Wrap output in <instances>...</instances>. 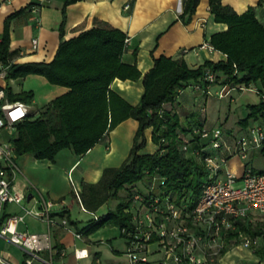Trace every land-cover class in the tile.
Here are the masks:
<instances>
[{
	"label": "crops",
	"instance_id": "obj_1",
	"mask_svg": "<svg viewBox=\"0 0 264 264\" xmlns=\"http://www.w3.org/2000/svg\"><path fill=\"white\" fill-rule=\"evenodd\" d=\"M64 1L0 0V42L5 20L10 15H15L7 30L8 52L11 53L10 60L13 64L49 63L60 42L85 30L107 24L125 34L126 43L121 62L134 64L140 73V78L134 81L115 78L109 87L135 107L144 92L143 77L159 57L182 60L190 69H196L206 61L213 64L226 61V56L222 53L200 48L203 42L209 43L212 34L226 29L225 25L214 22L209 13L208 0H198L195 12L187 23L180 19L183 0H78L66 5ZM261 1L221 0L223 5H228L238 14H242L249 6H257L259 2L256 14L264 22ZM32 39L38 42L35 50L31 47ZM0 87L9 88L15 95L31 92L32 98L27 105L35 114L67 92L66 88L52 85L44 77L35 74L8 81L0 79ZM188 90L190 91L187 93ZM205 100L206 97L200 91L189 86L182 87L176 99L164 104L163 108L177 116L179 128L183 129L190 127L201 117L199 111ZM239 127V124L235 127L237 131ZM137 128L138 122L127 118L106 132L100 141L82 155H76L70 148L58 151L50 161L36 159L30 154L16 155L14 186L25 193L26 206L37 207V201L51 202V215L55 218L65 217L70 223L68 229L60 226L50 229L54 250H64L65 255L61 257L55 254L49 259L47 252H41L32 264H127L124 256L126 242L117 226H102L95 232L82 233L87 225L95 221V217H104L114 210L121 199H110L97 209L89 211L82 205L81 196L84 185L96 184L102 178L104 170L117 169L125 162L133 146ZM143 134L145 145L137 154L155 153L157 145L151 141L152 128L145 129ZM242 165L234 157L230 162L231 170L237 174L241 172ZM70 181L78 191L80 203L75 198ZM120 196L118 193L119 198ZM18 213L19 206L7 204L0 219L2 221L7 216ZM18 228L32 233L47 231L43 222L30 216H26L24 223ZM74 232L81 234V237L75 238ZM75 249L85 250L87 256L76 259L73 254ZM26 258L27 253L22 248L9 243L0 235V259L11 264H24ZM248 263L264 264V260H258L251 250L240 245L228 250L219 262Z\"/></svg>",
	"mask_w": 264,
	"mask_h": 264
},
{
	"label": "trees",
	"instance_id": "obj_2",
	"mask_svg": "<svg viewBox=\"0 0 264 264\" xmlns=\"http://www.w3.org/2000/svg\"><path fill=\"white\" fill-rule=\"evenodd\" d=\"M76 1L65 0L64 5ZM197 5L198 0H183L182 22L190 21ZM257 7L259 2L238 14L228 5H223L221 0H208L214 22L226 26L225 30L210 36L209 45L225 55L226 61L214 64L206 61L196 69H190L182 60L159 57L143 77L144 92L135 107L109 87L115 78L133 81L140 78L134 64L121 62L124 33L107 24L99 25L60 42L49 63L17 65L10 60L7 34L10 20L15 15L7 17L0 42V63L7 66L5 81L35 74L52 85L67 89L43 111L37 114L30 112L25 121L16 125L13 139L16 155L30 154L36 159L50 161L63 148L82 155L123 120L133 118L138 122L128 158L119 168L104 170L96 184L84 185L81 201L85 209L93 211L110 199L117 200L121 190L125 195L114 210L87 225L82 233L95 232L102 226L128 227V214L124 209L129 191L137 183L145 182L150 175L164 176V189L171 191L177 200H193L199 196L205 171L195 158L181 150V146L206 144V140L191 130L200 123L201 117L190 127L180 129L174 113L164 111L160 117L158 112L164 104L176 99L182 87L203 83V72L207 68H211L221 84L231 82L247 86L258 83L257 94L260 98L264 96V22L257 17ZM234 72L236 75L232 76ZM5 90L10 100H21L26 105L30 103L31 92L15 95L9 88ZM262 108L264 103L261 99L258 105L250 106L247 118L238 122L239 128L245 129ZM147 128H152L151 141L159 149L152 154L138 155L137 152L145 145L143 132ZM160 149L164 152L161 153ZM258 153L264 158V143ZM239 235L250 239L262 236L264 224L237 221L234 230L224 237L222 256L239 245ZM253 254L258 260H264V246L255 249Z\"/></svg>",
	"mask_w": 264,
	"mask_h": 264
},
{
	"label": "built area",
	"instance_id": "obj_3",
	"mask_svg": "<svg viewBox=\"0 0 264 264\" xmlns=\"http://www.w3.org/2000/svg\"><path fill=\"white\" fill-rule=\"evenodd\" d=\"M126 43V40H125ZM36 39L31 47L37 49ZM201 49L211 50L208 42ZM7 66L0 63V79L5 80ZM202 82L189 86L207 97L210 86L218 85L219 98L234 90L253 89L244 84H221L216 74L207 68ZM236 72L232 76H235ZM257 92V91H256ZM5 88L0 87V218L7 204L19 206L20 213L0 219V235L27 253L24 264H32L39 253L47 252L49 259L55 254L63 257L64 250L55 251L50 229L60 226L68 229L65 217L51 215V202L37 201V207H27L26 195L14 186L17 172L16 153L13 145L16 125L25 121L30 114L28 105L9 99ZM264 103V96H261ZM163 106L158 112H164ZM200 123L192 127V133L206 144L193 147L183 144L181 150L203 167L206 177L200 194L195 199H179L165 190L166 179L157 174L150 175L145 182L134 185L126 199L124 212L128 214V227L120 232L125 239L124 252L127 264H218L222 257L224 237L235 228L237 221L254 223L264 218V172L253 170L250 155L258 153L264 143V108L250 120L245 129L235 134L220 127H205L204 106L200 109ZM14 131V134L12 133ZM2 132L9 141L2 140ZM160 142L163 144V140ZM159 147L157 148V150ZM164 152V149H160ZM239 159L243 165L239 174L230 168V162ZM71 182V181H70ZM75 198L80 203L77 189L71 182ZM81 209L83 207L80 205ZM30 216L47 226L44 233H32L18 226ZM98 218L95 217V220ZM75 238L81 234L74 232ZM239 245L252 252L264 246V235L248 238L239 235ZM76 259L87 256L85 250L73 251ZM3 264H11L2 259Z\"/></svg>",
	"mask_w": 264,
	"mask_h": 264
},
{
	"label": "rangeland",
	"instance_id": "obj_4",
	"mask_svg": "<svg viewBox=\"0 0 264 264\" xmlns=\"http://www.w3.org/2000/svg\"><path fill=\"white\" fill-rule=\"evenodd\" d=\"M260 7L264 9V0L261 1ZM253 89H259L260 85L258 83H250ZM220 87L218 85H212L209 88L205 104L204 110V126L205 127H220L225 131H231L233 134L237 132L235 127L238 126L239 120H244L247 118L249 114V107L258 105L260 102V97L255 90L246 89V90H234L229 93L228 96L224 98L218 97V92ZM190 90L187 91V93ZM203 96V94H202ZM30 111L31 108L29 107ZM32 112V113H33ZM5 132H2V140L9 141V137H5ZM14 134V131L12 132ZM251 166L254 168L253 170L264 172V158L260 156L259 153H254L252 155ZM120 200L123 195H125L124 191H120ZM255 223L264 224V218H256ZM220 262V261H219ZM219 264V263H218ZM252 264V263H248Z\"/></svg>",
	"mask_w": 264,
	"mask_h": 264
},
{
	"label": "water",
	"instance_id": "obj_5",
	"mask_svg": "<svg viewBox=\"0 0 264 264\" xmlns=\"http://www.w3.org/2000/svg\"><path fill=\"white\" fill-rule=\"evenodd\" d=\"M29 198V197H28Z\"/></svg>",
	"mask_w": 264,
	"mask_h": 264
}]
</instances>
